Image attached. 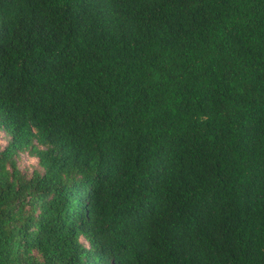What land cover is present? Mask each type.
I'll use <instances>...</instances> for the list:
<instances>
[{"label":"trees","instance_id":"1","mask_svg":"<svg viewBox=\"0 0 264 264\" xmlns=\"http://www.w3.org/2000/svg\"><path fill=\"white\" fill-rule=\"evenodd\" d=\"M1 131L0 264H264V0H0Z\"/></svg>","mask_w":264,"mask_h":264},{"label":"rangeland","instance_id":"2","mask_svg":"<svg viewBox=\"0 0 264 264\" xmlns=\"http://www.w3.org/2000/svg\"><path fill=\"white\" fill-rule=\"evenodd\" d=\"M1 143L2 145L6 144V137L4 133L1 131ZM19 166L22 170L26 171L28 174H31L36 168L39 167L38 160L35 157L28 155L27 153L21 154L19 158Z\"/></svg>","mask_w":264,"mask_h":264}]
</instances>
